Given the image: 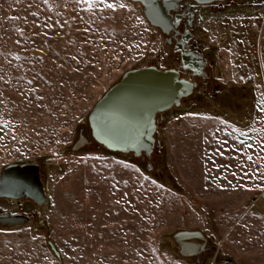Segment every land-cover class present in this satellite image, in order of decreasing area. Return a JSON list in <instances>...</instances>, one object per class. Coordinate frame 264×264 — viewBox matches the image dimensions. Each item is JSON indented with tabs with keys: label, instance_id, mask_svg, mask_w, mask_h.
Wrapping results in <instances>:
<instances>
[{
	"label": "rangeland",
	"instance_id": "rangeland-1",
	"mask_svg": "<svg viewBox=\"0 0 264 264\" xmlns=\"http://www.w3.org/2000/svg\"><path fill=\"white\" fill-rule=\"evenodd\" d=\"M206 23L214 75L158 117L148 172L98 144L69 151L124 72L171 64L141 7L0 0V175L38 162L47 197L38 223L0 227V264H264V0ZM182 229L213 253L180 256Z\"/></svg>",
	"mask_w": 264,
	"mask_h": 264
},
{
	"label": "water",
	"instance_id": "water-1",
	"mask_svg": "<svg viewBox=\"0 0 264 264\" xmlns=\"http://www.w3.org/2000/svg\"><path fill=\"white\" fill-rule=\"evenodd\" d=\"M139 4L143 16L150 25L169 35L180 20L174 14L182 2L193 1L198 5H210L225 0H128ZM168 44L169 39L166 38ZM181 53L182 67L192 69L189 62L197 57L185 50V44L175 45ZM196 83L190 77L181 76L177 68H159L156 65L133 68L124 72L91 109L87 122L90 138L83 134L85 126L78 128L75 143L69 149L76 153L98 144L105 151L131 154L146 162L147 171L154 169L153 154L158 117L163 112L177 108L194 92ZM0 175V200L10 202L33 201L36 206L47 201L44 176L38 162L11 163ZM28 216L21 213L0 212V226L5 228L24 225ZM176 250L183 257H196L206 251L207 238L201 230L182 229L173 234ZM58 256L55 246L49 244Z\"/></svg>",
	"mask_w": 264,
	"mask_h": 264
},
{
	"label": "flooded vegetation",
	"instance_id": "flooded-vegetation-1",
	"mask_svg": "<svg viewBox=\"0 0 264 264\" xmlns=\"http://www.w3.org/2000/svg\"><path fill=\"white\" fill-rule=\"evenodd\" d=\"M249 3L252 5H256V0H225L223 2H216L210 5H198L193 1L182 2L174 14H181L179 23L174 30L170 32L169 35H164L159 30V32L164 37L165 42L166 38L169 39L168 46L171 51V64L166 66V68H177L181 76L190 77L192 81L196 83L194 91L200 87L203 83V87H207L209 85V81L212 79L214 75V68H215V59L212 55L214 49H212L211 45L208 43H204L203 39H205L204 32L206 31V20L210 17H214L216 14H226L229 13L230 9H236L238 5ZM226 17V16H225ZM158 30V29H157ZM185 44L186 52L192 53L191 56L197 57L198 59L194 60L195 63L189 62L188 66H191L192 69L186 70L182 67V59L181 53L179 51H175V45L179 43ZM161 69V68H160ZM207 84V85H206ZM193 91V92H194ZM206 88L202 90L204 95L207 93ZM192 95V94H191ZM189 98V97H188ZM186 98L182 104L188 100ZM181 104V105H182ZM83 134L90 138V129L86 127L83 131ZM40 164V163H39ZM42 173V170H41ZM3 200H0L2 202ZM7 202L14 209L9 210L7 212H3L0 208V212L2 213H21L23 216H28L29 221L25 224L30 222L38 223L40 221V211L39 208L42 205L36 206L33 201L24 200L23 202ZM1 227V226H0ZM19 227V226H16ZM5 228V227H2ZM204 234V233H203ZM206 236V235H205ZM207 238V237H206ZM211 251V252H210ZM214 249L209 247L208 239L206 245V251L201 253L199 256L192 257L195 259V263H201L202 260L205 258L207 254L213 253Z\"/></svg>",
	"mask_w": 264,
	"mask_h": 264
},
{
	"label": "trees",
	"instance_id": "trees-1",
	"mask_svg": "<svg viewBox=\"0 0 264 264\" xmlns=\"http://www.w3.org/2000/svg\"><path fill=\"white\" fill-rule=\"evenodd\" d=\"M128 1V0H127ZM129 2V1H128ZM133 3V2H132ZM134 5H139V4H135V3H133ZM140 6V5H139ZM156 29V28H155ZM58 256V255H57Z\"/></svg>",
	"mask_w": 264,
	"mask_h": 264
}]
</instances>
